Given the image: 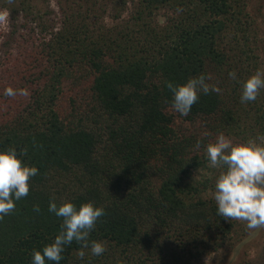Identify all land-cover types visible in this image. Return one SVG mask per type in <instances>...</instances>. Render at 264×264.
I'll return each instance as SVG.
<instances>
[{
  "label": "trees",
  "instance_id": "trees-1",
  "mask_svg": "<svg viewBox=\"0 0 264 264\" xmlns=\"http://www.w3.org/2000/svg\"><path fill=\"white\" fill-rule=\"evenodd\" d=\"M92 1L41 19L37 37L13 29L0 42V149H27L22 159L38 168L28 195L0 220V264H32L33 250L54 238L62 218L48 211L52 199L105 209L91 239L107 251L81 261L73 242L59 264H190L234 245L250 229L217 214L207 195L215 181L194 172L214 170L205 146L218 134H264V89L242 104L229 76L242 82L263 69L248 46L244 1L138 0L130 19L112 27L89 22ZM163 8L176 16L161 23ZM202 73L221 91L201 93L181 116L165 81ZM238 264H264V249Z\"/></svg>",
  "mask_w": 264,
  "mask_h": 264
},
{
  "label": "clouds",
  "instance_id": "clouds-1",
  "mask_svg": "<svg viewBox=\"0 0 264 264\" xmlns=\"http://www.w3.org/2000/svg\"><path fill=\"white\" fill-rule=\"evenodd\" d=\"M6 17L0 13V23ZM229 76L240 85V102H254L264 89V70L257 69L242 82L235 71ZM211 77L200 74L186 82L165 81L172 93V108L181 116H187L200 94L219 93L220 87L210 84ZM22 94H27L26 92ZM203 144L198 139L195 147ZM209 166L220 169L215 180L213 198L217 214L225 220L246 222L250 230L264 228V134H258L244 142H235L230 136L220 133L213 142L205 146ZM27 149L19 153L15 147L0 149V220L16 209V202L26 197L30 191V180L38 175L35 165L26 163L22 157ZM33 210L40 212L39 205ZM48 211L62 218L58 233L40 250H33L32 264H59L64 259L66 246L76 242L80 245L78 259L85 261L90 251L92 256H100L107 251L103 241L91 239L98 220L105 215V209L93 202L79 206L70 200L57 203L49 201Z\"/></svg>",
  "mask_w": 264,
  "mask_h": 264
},
{
  "label": "rangeland",
  "instance_id": "rangeland-1",
  "mask_svg": "<svg viewBox=\"0 0 264 264\" xmlns=\"http://www.w3.org/2000/svg\"><path fill=\"white\" fill-rule=\"evenodd\" d=\"M122 1L123 0H97V5L95 7L98 12H91L93 18L89 20V22L92 24L94 20H99L100 23L98 22V24L104 23L107 27L123 24L129 20L131 15L135 12V6L138 0H127L125 10L120 12L121 7H123V4H121L123 3ZM243 1L248 12V19L251 27L248 46L256 49L258 59H260L262 63L261 67L263 69L261 70H264V0ZM22 4L27 6L31 4L35 8L33 10L31 9L33 12L30 13L29 9H22ZM92 5H94L92 0H89V2L88 0H0V13H3L6 17L5 22L0 23V42L4 40V36L13 29L18 31L17 34L25 33L27 37L30 35L37 37L42 33L40 27L41 19L42 21H50L54 18L60 19L63 17L64 11L73 9V7H75L76 10L77 8L82 10L85 7H92ZM15 8H20V10L15 13ZM45 11H48L49 14H44L43 16ZM118 13L119 17L115 18V15ZM175 16L176 13H174L173 10L163 8L158 11L156 17L161 23H165L169 17ZM36 17H38V19ZM26 18H29L32 23L24 24ZM13 25H15V27ZM12 46L16 47V44L14 43ZM1 56L2 53L0 49V58ZM215 77V75H212V79L217 83V78ZM232 139L235 142H244L239 138ZM220 171V169L215 168L212 171L201 169L194 172V177L196 179L209 177L215 181ZM65 183L68 184L69 181H65ZM213 192L214 189L210 188L208 189L207 195L213 196ZM230 243L231 241L224 245V248L221 247V249L200 259L192 258L190 264H238L245 260H254L264 249V228L250 230L247 235L238 239L234 245Z\"/></svg>",
  "mask_w": 264,
  "mask_h": 264
}]
</instances>
